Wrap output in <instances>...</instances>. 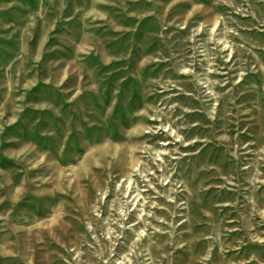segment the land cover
<instances>
[{"label":"rangeland","instance_id":"rangeland-1","mask_svg":"<svg viewBox=\"0 0 264 264\" xmlns=\"http://www.w3.org/2000/svg\"><path fill=\"white\" fill-rule=\"evenodd\" d=\"M120 263L264 264V0H0V264Z\"/></svg>","mask_w":264,"mask_h":264},{"label":"bare ground","instance_id":"bare-ground-1","mask_svg":"<svg viewBox=\"0 0 264 264\" xmlns=\"http://www.w3.org/2000/svg\"><path fill=\"white\" fill-rule=\"evenodd\" d=\"M256 19H258V16H255ZM218 45L220 46V49L221 51H226L228 52L229 49L231 48L229 42L227 40H224L223 38H218ZM211 68L209 69H205L204 71H208V75L211 74ZM211 80V79H210ZM214 82V81H213ZM188 114V112H187ZM169 127V126H168ZM171 130H168V133H170ZM172 133V132H171ZM166 142V141H165ZM117 150L116 151H113V155L117 154ZM131 152H129L130 154ZM159 154V153H158ZM158 157H160L158 155ZM162 160L164 159H161L160 161L159 160H155L157 163H156V168L157 170H160V171H163V166L162 164H160L159 162H161ZM148 165V164H147ZM121 167V170L120 171L121 173H124V174H127L128 176V181H131V173L134 169L138 168L140 166V160L139 158H137V156H132L129 160H126V161H123L122 164L119 165ZM155 168V167H154ZM153 171V168L151 169L150 168V172ZM157 171L154 172L152 175H148V176H145V178H148L149 176H156L157 175ZM150 174V173H149ZM141 177V176H140ZM143 177V176H142ZM158 178V177H157ZM126 179V178H125ZM150 179V178H149ZM160 180V179H159ZM168 180V179H167ZM167 180H165L164 182H167ZM137 181V180H136ZM138 184V183H137ZM163 184V183H162ZM129 185V184H128ZM153 185L152 183V180H150L148 182V186L149 188ZM169 184H165L164 186H168ZM131 185H129V187L127 188L126 190V196L128 200H130V202L128 201L127 202V211L126 212H123V215L122 216H118V217H122V221H121V225H119V228H121V231H124L126 226H127V223L129 222L130 223V228H134L136 226H142L144 225L145 227L148 226L147 224L149 223V215L152 213L153 214V217L152 218H159V220H163L161 223H165L168 221L167 217H166V211L165 208L168 207L167 205V201L162 199V198H154L153 201H149L148 200V197H146L144 194H142L140 191L139 193L137 194H134V193H130L129 192V188H130ZM101 187L100 186H97V190H99ZM155 190L159 189V188H154ZM153 189V190H154ZM152 191V189H150ZM125 191V190H124ZM144 191V190H143ZM133 192V191H132ZM146 192H150V191H147ZM156 192V191H155ZM118 194V193H117ZM158 194V193H157ZM160 195V194H159ZM162 195V194H161ZM157 197V196H156ZM122 203V202H121ZM124 206V205H123ZM150 207V209H152V212L147 210V208ZM119 212V211H118ZM151 218V219H152ZM117 219V218H116ZM155 222V221H154ZM154 222L150 223L151 226H154L156 229H159L161 228V226L156 222L154 224ZM112 229V228H111ZM146 229V228H145ZM144 229V230H145ZM143 230V231H144ZM163 229H160V231L158 232L159 234L155 233V237L151 239L147 245H146V248L149 252H153V250H158V248H161L162 245L161 243L163 242L161 239H159L161 237V234H162V231ZM117 232V231H115ZM149 234V233H148ZM142 233H136V235L131 238L132 240V250H139L142 243H143V238H142ZM145 238V237H144ZM158 241L157 244L155 246L152 245V241ZM154 243V242H153ZM116 245V244H115ZM131 247V246H130ZM117 248V247H116ZM115 248V249H116ZM132 262V261H131ZM117 263V262H116ZM121 264V263H120ZM123 264V263H122ZM125 264V263H124Z\"/></svg>","mask_w":264,"mask_h":264}]
</instances>
